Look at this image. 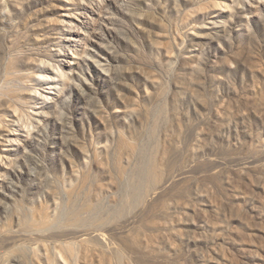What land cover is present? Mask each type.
Listing matches in <instances>:
<instances>
[{"label":"rangeland","instance_id":"374dc122","mask_svg":"<svg viewBox=\"0 0 264 264\" xmlns=\"http://www.w3.org/2000/svg\"><path fill=\"white\" fill-rule=\"evenodd\" d=\"M0 264H264V0H0Z\"/></svg>","mask_w":264,"mask_h":264},{"label":"bare ground","instance_id":"6f19581e","mask_svg":"<svg viewBox=\"0 0 264 264\" xmlns=\"http://www.w3.org/2000/svg\"><path fill=\"white\" fill-rule=\"evenodd\" d=\"M255 2H260L261 0H254ZM82 23H84V24H86V23H88V20H87V18L84 20V21H82ZM82 31H80V33H81ZM70 39H73V37H70ZM71 49V48H70ZM69 49V47H68V50H70ZM54 79H57V77H53ZM17 130H21V128H17ZM5 135V134H4ZM2 138V141H7V142H11V138H10V136H3V137H1ZM2 143V142H1Z\"/></svg>","mask_w":264,"mask_h":264}]
</instances>
